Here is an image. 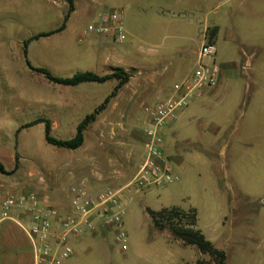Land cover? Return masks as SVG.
<instances>
[{
  "label": "rangeland",
  "instance_id": "rangeland-1",
  "mask_svg": "<svg viewBox=\"0 0 264 264\" xmlns=\"http://www.w3.org/2000/svg\"><path fill=\"white\" fill-rule=\"evenodd\" d=\"M84 1L96 13L122 12L126 36L116 46L127 48L134 66L145 69L159 83L178 84L188 78L197 65L202 32L205 38L215 23L226 25L234 12L237 17L242 13L237 5L240 0ZM66 10L65 0H0V162L6 171L0 174V189L34 190L41 196L56 188L67 197L65 175L72 179L71 184L85 178L98 192L122 188L126 251L119 250L110 234L98 241L70 240L74 254L62 264L70 260L76 264H191L190 258L199 253L196 247L180 244L167 230H155L145 208L193 210L196 229L213 245L222 243L224 264H264V71L262 77H250L238 64L236 79L227 81V91L209 98L194 115L177 116L165 136L168 158H187L182 167H173L177 181L149 190L126 188L144 150L139 138L124 132L132 125H92L93 134L75 153L48 145L43 124L17 133L21 123L31 120L27 111L37 110L41 102L50 103L53 93L56 95L51 89L56 84L27 67L23 41L46 29L48 23L61 22ZM78 17L80 29L88 25L80 11L71 15L70 22ZM249 37L247 33L241 36ZM210 40L208 37L207 42ZM215 45L214 59L220 66L231 51L222 48L220 41ZM94 84L101 90L108 88V84ZM140 105L136 104L137 113L145 116ZM213 120L220 130L216 144L210 147L208 128ZM141 127L142 131L146 126ZM198 130L202 137L196 136ZM51 136L66 139L68 134L56 128ZM194 154L200 156L189 162ZM16 155L18 168L14 169ZM67 167L69 174L65 173ZM198 259L205 256L199 253L195 261Z\"/></svg>",
  "mask_w": 264,
  "mask_h": 264
},
{
  "label": "crops",
  "instance_id": "crops-1",
  "mask_svg": "<svg viewBox=\"0 0 264 264\" xmlns=\"http://www.w3.org/2000/svg\"><path fill=\"white\" fill-rule=\"evenodd\" d=\"M232 1L235 2L236 0ZM249 1L250 0H240L238 2L237 5L242 9V13L239 17H237L236 12H234V14L229 17V22L226 25L215 23L212 27L214 29H212L210 35H206L205 38V35L202 32L201 45L204 42H207L208 37H210L211 40L208 43L215 45L216 41H220V43L223 44L222 48L226 46L225 48L231 51V55L227 58L225 63L220 66L218 65L220 73L217 84L214 87L201 90L186 108L179 111L177 115L178 118L182 119L194 115V113L202 106L208 104L209 98L215 99L225 92V90L227 91V81H234V79H236L237 73L234 69L238 64L241 65L242 69L249 72L250 77L263 76L264 0H252L250 4ZM77 2L78 0H74L75 9L71 15L80 11L86 16L89 24L99 13L93 11L90 5L84 0H79L78 6ZM245 2L246 8H243L242 5ZM70 17L66 23L65 29L61 32L30 41L27 45V60L31 66L35 68H45L53 76L62 78L71 77L78 72H92L96 75L103 76L109 74L116 68L122 69L124 72H129L130 77L128 82L109 100L106 107L95 115V120L85 130L84 141L90 134H93V128H91L92 125H132L133 127L129 130L124 128V132L126 133V131H128L126 135L135 139L139 138V141L142 143L141 146L143 147V130L147 127L146 115L145 113V116L137 113L136 104L139 102L143 109L147 105H152L156 102L173 98L177 95L175 88L182 81L178 84L159 83L155 76L147 75L145 69L134 66V62L129 58L130 51H128L127 48L116 46L117 42H115L110 36H97L93 34L83 36V30L86 26L82 29L79 28L78 23L80 17L76 18L74 22H70ZM62 21L59 23L50 22L46 25V29L38 31L28 38L39 33L53 31L61 25ZM244 33L250 34V37L248 39L241 38ZM235 42H237L235 46H232ZM217 50L218 49L216 48V53ZM256 61L261 63L256 64ZM206 63H215V59L206 61ZM104 84H108V88L105 90H101L100 86L94 84V82H91L90 84L81 83L74 86L60 84H56V86L52 85L51 89L53 92H56V95L53 93L51 102H46L47 104L41 102V106L40 108H37V110L27 111V115L32 116L31 120L26 123H21L20 126L30 123L38 118H44L50 122L51 132L56 128L61 129L62 131L67 132L68 137H66V139H70L75 134L76 126L86 116L94 113L96 108L111 94L117 81L109 80L104 82ZM176 118L169 121L160 132L164 153L166 150L165 136L171 131ZM186 123H188V121H186ZM141 125L146 126L142 131L141 128L143 127H141ZM218 125V121L213 120L208 128V132L211 136L208 140L210 147H213L218 140L217 137H215L220 130ZM222 131H224V128L220 132ZM201 133L203 132H199V130L197 133L195 132L197 137H202ZM191 145L192 149H196L193 143ZM74 151L75 150H70L66 152L75 153ZM144 154L145 151L143 150V154L139 159V164L142 162ZM198 156L200 155L194 154L190 156L189 162L195 161ZM169 160L173 169L174 166L182 167L185 161H187V158L175 155ZM68 167L65 173L69 174L70 168ZM62 181L70 186V181H72V179L65 175ZM120 183L121 182H119L118 185H120ZM88 189L90 194L98 192V187L95 185L93 186V184L90 183H88ZM149 189L150 188L143 190ZM39 198L43 203L56 208L61 215L69 213V197H65L64 194L56 188L45 190ZM249 204L253 205V203ZM20 221L24 226L30 225V218L28 215L20 214ZM109 234L114 241L113 231L105 228L102 223H97L95 232L84 234L78 238H73L71 241L72 243H77L82 240L86 241L88 239L98 241L99 239H104ZM180 244L182 243L180 242ZM218 244L219 246H213L222 250V243L220 242ZM32 250V244L27 238L25 232L17 224L11 221H6L0 224V264H34ZM119 250L125 252L120 248ZM71 257L72 256L68 259ZM198 257L199 253L196 257L190 258L191 264H195V258L197 259ZM207 259V256H205V260ZM64 261L65 260H63V262ZM70 261L71 263L69 264H76L74 261ZM63 262L61 261L59 264H62Z\"/></svg>",
  "mask_w": 264,
  "mask_h": 264
},
{
  "label": "built area",
  "instance_id": "built-area-1",
  "mask_svg": "<svg viewBox=\"0 0 264 264\" xmlns=\"http://www.w3.org/2000/svg\"><path fill=\"white\" fill-rule=\"evenodd\" d=\"M87 34L110 36L115 42L122 43L125 39L122 12L110 10L99 13L83 30V36ZM215 55L216 46L204 42L198 50L193 73L175 88L177 95L143 108L147 122L143 130L145 154L126 188L133 186L138 191L178 180L162 149L160 132L201 90L217 84L219 66L205 62L206 58L213 60ZM121 190L107 187L90 194L88 181L81 178L69 186L70 210L68 214L61 215L56 208L43 203L34 190L7 192L0 189V224L11 221L25 232L32 244L34 264H59L68 259L73 254L69 240L95 232L97 223L112 230L114 242L126 251ZM20 214L29 216V226L21 223Z\"/></svg>",
  "mask_w": 264,
  "mask_h": 264
},
{
  "label": "trees",
  "instance_id": "trees-1",
  "mask_svg": "<svg viewBox=\"0 0 264 264\" xmlns=\"http://www.w3.org/2000/svg\"><path fill=\"white\" fill-rule=\"evenodd\" d=\"M67 10L64 14L61 25L49 32H43L36 34L23 42V56L25 58L26 65L33 72L43 75L49 82L54 84L74 86L81 83H104L109 80H116L117 84L114 87L111 94L103 101V103L96 108L93 114L86 116L77 126L75 134L70 139H56L51 136V124L47 119L38 118L30 123L24 124L19 127L20 129H26L33 127L39 123L44 125V140L48 145L56 148L76 150L80 148L84 143V132L89 125L95 120V115L103 110L108 104L109 100L116 95V93L124 86L130 77L129 72L116 68L113 69L109 74L99 76L92 72H78L73 74L71 77L62 78L56 77L49 73L45 68H35L31 66L27 60V45L32 40H37L41 37L53 35L61 32L65 29L66 23L74 11V0H65ZM18 168V156L15 157L14 169ZM0 174H6L3 164L0 162ZM145 212L149 216L152 226L155 230L163 232L164 230L169 231L171 237L175 240L180 241L185 246H194L203 256H208L209 260L198 259L195 264H224L225 253L213 246V244L205 238L200 230L196 229V213L193 210L184 212L177 208H162L158 211H153L149 208H145Z\"/></svg>",
  "mask_w": 264,
  "mask_h": 264
}]
</instances>
